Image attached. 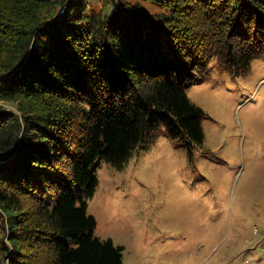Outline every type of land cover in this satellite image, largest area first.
Returning a JSON list of instances; mask_svg holds the SVG:
<instances>
[{
  "label": "trees",
  "instance_id": "16d2710c",
  "mask_svg": "<svg viewBox=\"0 0 264 264\" xmlns=\"http://www.w3.org/2000/svg\"><path fill=\"white\" fill-rule=\"evenodd\" d=\"M67 1L0 0V102L18 111L0 105V264H122L87 212L96 162L121 168L162 129L201 145L185 88L264 56V0Z\"/></svg>",
  "mask_w": 264,
  "mask_h": 264
},
{
  "label": "rangeland",
  "instance_id": "374dc122",
  "mask_svg": "<svg viewBox=\"0 0 264 264\" xmlns=\"http://www.w3.org/2000/svg\"><path fill=\"white\" fill-rule=\"evenodd\" d=\"M74 2L77 13L111 8V0ZM209 65L204 80L185 88L203 112L201 145L162 129L121 168L96 162L87 212L95 236L123 247L122 264H264V56L239 74Z\"/></svg>",
  "mask_w": 264,
  "mask_h": 264
}]
</instances>
